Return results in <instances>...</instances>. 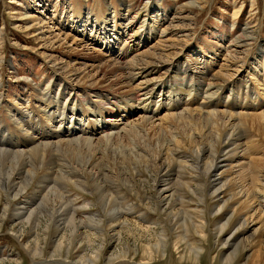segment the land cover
Segmentation results:
<instances>
[{
    "label": "rangeland",
    "instance_id": "rangeland-1",
    "mask_svg": "<svg viewBox=\"0 0 264 264\" xmlns=\"http://www.w3.org/2000/svg\"><path fill=\"white\" fill-rule=\"evenodd\" d=\"M75 6L83 7L87 11H97L100 8L103 13L107 12L109 6L110 17H114L112 20L117 21L108 31L109 34L104 35L107 38L106 41L103 40L102 35L97 36L99 33L95 29L90 28L93 21H96L95 18H87L88 15L84 12L78 21L85 35H75L76 30L73 28L76 27L72 25L73 21L71 22V18L77 16L74 12ZM101 15L103 14L97 17ZM177 15L178 19L189 15V18L181 22L182 25L190 27L191 33L188 46L179 54V60L182 63H188L195 70L204 69V75L201 78L204 80H202V92L193 96L198 92L195 87L197 84H193L189 81L190 79L178 82L176 77L172 83H169L173 76H178L180 79L184 77L185 74L181 72L185 69H182L183 66L179 71L163 69L156 73L152 72L153 74L150 73L148 76L152 80L149 82L152 87L148 88L147 93L153 97V101L158 103L157 106H162L159 108V114L153 117L154 123H147V127L144 126L142 130L138 129L139 135L127 137L121 134L122 138L121 135L115 136L114 143L108 144L107 147L101 145L102 151L93 152L96 155L98 166L107 170L103 171L105 174L108 172L107 180L110 191L107 192L112 193L113 196L116 194L114 196L116 199L119 197L118 201L121 200L119 205L134 211L129 214L121 210L120 218L114 219L110 216L113 199L109 195L105 194L103 198L97 199L89 189L68 183L65 185L66 191L62 188L60 190H64L65 198L72 200L79 210L76 214L77 218L72 220L66 230L56 232L51 214L58 209L56 204L59 198L54 195L48 197L45 205L49 211L40 216L36 222L39 225L37 228L34 225L33 228L27 221L20 224L4 221L8 216L5 212L8 200L3 194L0 198V224L2 226L0 228V264H33V259L47 261L54 258L51 255L58 250L64 256L55 257V260L58 258L77 260L82 257L86 262L94 260L95 264H264V230L262 228L260 233L256 230L259 225L263 224L264 218L255 214L254 217L248 219V227L241 226L240 217L248 212V203L245 197L238 193V190L244 187L245 182L251 177L248 168L250 160L256 157L264 158V135L248 125L247 130L245 129L247 133L245 139L248 141L245 153L247 157L240 158L242 163H233L232 167L228 166L229 161L220 163L217 169L212 170L209 175L194 181L196 177L188 168L191 165L186 161L179 162L178 157L184 152L183 156L197 154L199 148L203 147L202 145L210 144L212 141L195 139L200 127L195 125V122L191 123L189 119L173 125L168 121L156 120L173 111L195 109L199 103H206L210 100L220 102L215 110L235 113H257L264 110V0H0V116H2L0 129L1 127L7 128L12 122L11 119L16 122L29 121L36 110L41 108L40 113L37 112L34 115V121L38 122L32 125L27 122L30 126V133L34 131L36 125L38 127L45 125L47 131L63 132L62 136L54 137L52 140L47 136H42L47 138L46 140L53 141L71 137L74 134L68 131L71 126L68 120L59 122L61 120L59 117L56 120L48 119L42 115L45 112H42V109L47 106L39 102L44 100L40 95L42 88L50 95L51 91L46 89L49 84L53 85L57 82L63 86L67 82L74 83V79L65 71L66 67L62 68L61 62L75 63L77 61L97 64L104 61V56L101 54H112L122 59L123 62H127L134 57L135 53H132L134 50L137 54L150 49L157 40L162 38L165 27ZM35 16L41 17L39 20L47 21L50 27H58L57 32L64 36L70 33L71 37L82 39L83 43L92 50L86 56L68 54L59 48L50 50L52 46L47 47L49 45L37 36L42 27L40 26L41 21H35L32 18ZM96 24L98 25L97 22ZM131 24L133 26L128 30ZM152 24L157 32L154 33L156 38L151 39V35L149 40L147 35L144 40L140 38L141 35L136 34L138 29H149ZM118 27L121 28L118 29ZM126 30H128L127 33ZM167 36L168 34L164 37ZM244 36L249 38L240 39ZM139 42H141L140 49H133V45ZM239 50L242 52L238 53ZM232 54L242 55L241 60H246L243 73H235L227 79L217 78L216 73L222 70V66L228 62ZM248 61L257 67L258 71L255 75L253 71V75L248 76L251 71L250 66L247 68ZM236 68V65L232 67V69ZM103 73L104 71L102 75ZM196 79L194 78L195 82ZM162 80H165L161 82L163 85L159 84ZM184 86L188 88L192 86L190 96H188V89L185 92L182 90ZM58 87L60 88L59 85ZM109 88H99L98 93L94 91L95 94L90 89L82 91L75 87L72 90L79 96L85 92H89L91 96L92 102L89 103L90 105L86 104L85 107L90 108L92 114L88 112L86 116H74L84 118L81 119V122L85 123L82 128L86 127L89 121L96 122V119L102 118V115L98 114L99 109L107 119L113 115H117V118H124L117 123L113 122L118 126L117 130L121 129L126 122L143 116V113L131 114V110L127 111L126 106L129 108V103L139 104L136 100L125 101L116 106L114 96L120 91ZM179 89L185 95H181L182 92L179 94ZM208 93L211 95L213 93V95L209 96ZM98 94L101 95L98 96ZM124 94L131 97L129 93ZM125 95L121 96L126 98ZM171 97L181 98V105L177 109ZM196 98L198 100L192 104L191 101ZM247 101L250 103L246 104ZM100 103H106L103 105L104 110L100 108ZM120 106L126 111L119 110ZM32 108L35 112L31 111ZM52 108L54 107L46 110ZM21 113L28 116L22 118ZM69 117H72L70 113ZM39 120H44L45 124L43 125ZM116 125L112 127H117ZM105 128L106 126H99L98 130L89 129L90 133L88 130L86 132L82 130L76 135L80 137L92 135L94 139H99L107 132ZM172 140L179 141H176L174 145ZM166 141L169 142L170 149L164 147ZM96 147L98 148V145ZM150 147L151 149H148ZM175 147L182 150L173 155L172 151H175ZM212 147L220 150L218 144ZM17 148L22 149L24 146ZM211 160L210 156L201 160L205 169L210 166ZM254 163L259 164L264 171V159H255ZM76 168L84 178H91L92 175L88 173V169ZM166 168L175 170L179 168L183 173L182 180L188 183L178 186L176 194L166 200L165 205L158 207L160 189L164 187L158 184V180L161 174L167 171ZM41 176L42 174L38 175L22 197L18 196L14 200L12 214H16L23 199L35 195L33 191L37 182L42 178ZM258 177L255 176V178ZM216 178L217 181L214 183ZM260 179L264 178L260 177ZM212 183H218L216 186L222 187V190L215 196L213 195L214 188H211ZM260 188L264 190V187L260 186ZM244 189L246 194H250L248 188ZM263 194L264 192L259 195V202L263 203L260 207L262 212H264ZM88 216H94L93 221H86L83 223L85 227H80V221ZM227 222L224 232H220V226ZM228 240L234 245L229 246L226 243ZM27 247L31 250L30 252L26 250ZM35 249L40 251L39 257H33ZM228 257H231V260H226ZM53 263L58 264L56 262L51 264Z\"/></svg>",
    "mask_w": 264,
    "mask_h": 264
},
{
    "label": "bare ground",
    "instance_id": "bare-ground-1",
    "mask_svg": "<svg viewBox=\"0 0 264 264\" xmlns=\"http://www.w3.org/2000/svg\"><path fill=\"white\" fill-rule=\"evenodd\" d=\"M192 5L194 4L192 3ZM85 10L83 7L75 6L74 12L75 15L77 16L71 18V22L73 21L72 25H75L76 27L73 28L76 30L75 35L76 34H78L79 36H82V34L85 35V33H82L81 31L82 29L78 21L80 15H82V13L84 12L85 14L88 15L87 18L90 17L95 18L96 21H93V25L90 26V28L92 30L95 29L96 32L99 33L97 36L101 37L102 35L103 40L106 41L107 38L104 35L108 33V31L112 28V26L115 25V22L117 21L116 19L112 20L114 18L113 16H112L113 18L110 17L111 10L109 6L106 13H103L100 8L97 9V11L88 9L89 11L86 10L85 12ZM101 13L103 15H101V17H97ZM32 18L35 21H41L40 26L42 28L37 36H39L38 38L44 40L45 44L49 45L47 47L52 46L50 47L52 48L50 50L59 48L60 50H63L68 54H79V55L82 54V56L88 55L89 51L92 50L87 44L83 43L82 39L73 36L71 37L70 33H68L69 35L67 34L65 36L58 33L57 32L58 27L57 28L50 27V25L47 24L48 23L47 21L39 20V18L41 17L35 16ZM76 18L77 20H75ZM179 18L180 19H178V15H177L175 16V19L173 18L171 20L170 24L165 27L164 35L163 34L161 35L162 38L159 39L157 37L159 40H157V42H155L150 49H146L142 52H138L137 54H136L137 51L134 50L132 52L135 53L134 57L127 62H123L122 59L118 57H114V55L112 54L109 55L101 54L104 56V61L99 62L97 64L94 63L90 64L87 62L80 63L77 61L75 63H67L64 61L61 62V64H63L62 68L65 69L66 67L65 71L72 77V79H74L73 80L74 83L67 82L69 86L67 84L62 86L57 82L54 83L53 85L49 84L46 87V89L48 91L49 90L51 91L50 95L48 94L47 91L43 90L44 88H42L40 90V95L42 98H44V100L41 98L43 101H39V102H42L43 105H45V107L47 106L45 109H42L43 110L42 112L45 111L42 115L46 116L48 119L56 120L59 117L61 118L59 122H64L65 120H68V122L71 125L68 131L70 134H74L71 137L66 139L60 138L58 140L50 141L54 137L62 136L63 132L59 133L56 131L55 132L47 131L46 130L47 127H45L44 125L45 123L43 122L45 119L41 121L39 120L44 125V127H42V125L41 127L40 126L38 127V125H36L34 131L30 133L29 125L38 122V121H34V115L37 114V112H39L41 108L40 110H36V113L33 115V117L30 118L29 121H27L29 125H27V122H25L24 120H21L20 122H16L14 121V119H11L12 122L8 124L7 128L1 127L0 129V198L4 194L8 200V203L5 207L6 216L7 215L8 216L4 220L5 222L11 221L13 224L15 223L20 224L27 221L28 223L31 224V226H33V228L34 225L37 228L39 224H37L36 222L39 220L40 216L49 211V209H47V205H45L46 201L48 200V197L54 195L60 200L56 204L58 209L51 214L53 215L51 216V220L55 225L56 232L58 231L62 232L63 230H66V228L69 227V224L72 222V220L77 218L76 214L79 210L78 207L73 204L74 202L72 200H68L65 198L64 190L66 191L65 185L68 183L79 186V188L89 189L90 193L93 194V196H95L97 199L103 198L105 194L109 195L110 198L113 199V205L110 208L111 209L110 216H112L114 219L120 218L121 214L119 212L121 210L126 211L129 214L130 212L134 211L133 209H127L125 208V206L119 205L121 204L120 202L121 200L118 201L119 197L116 199L114 197L116 196V194H114L113 196L112 193L107 192L110 191L109 190L110 185L107 180L108 172L105 174L103 171H107V170L98 166L96 161L97 160L96 155L93 152H99L100 150L102 151V149L100 148L101 145L102 147L103 146L107 147L108 144L114 143L113 139L115 138V136L119 137V135L121 134L127 137H132L135 134L139 135L138 129L142 130L143 128L147 127L146 126L147 123H154L153 117L159 114L160 111L159 108L162 106L160 105L157 106L158 103H156V101H153L152 99L153 97L148 95L147 93L149 90L148 88L151 86L149 82L150 81L152 82L151 78H149L148 76L150 73L152 72L156 73L163 69L167 71H172V70L179 71V69L183 66L182 69L184 68L185 69L181 72L185 74L184 77L182 76L183 78L180 79L178 76H173L171 81H169V83L170 82L172 83L173 79L176 77L178 78V82H183L184 80L190 79L189 81H192L193 84L194 83L197 84L195 85V87H196V91L198 90V92L193 94V96L195 97L199 95L200 92H202L201 88L204 80L202 79L203 80L202 81L201 78L204 75L203 73L204 69L199 68L198 70H195V68L189 66L188 63H182L181 60H179L180 59L179 54L183 52V50L188 46L187 44L189 42V37L191 35L190 27L186 25L185 26L182 25L181 22L183 19L186 20L187 18H189V15H185ZM96 22L98 23V25L96 24ZM132 26L133 25L131 24L127 29L130 30ZM154 27L152 24V26H150L149 29H143V30L138 29L136 34L141 35L140 38H144V40L147 38L146 37L147 35H148V39L150 38L151 35H152L151 39L156 38L154 33L157 32L155 31ZM119 28L121 27H118V29ZM128 30H126V33L128 32ZM166 34H168L167 36L168 38L164 37ZM247 36H244V38H240V39H248L249 37ZM140 44L141 42L134 44L133 49L136 48L140 49L139 48ZM195 49L197 50L196 46ZM241 52H242L241 50L238 51V53ZM96 57H99V55H96ZM242 57L243 56L242 55L240 56L239 54L230 55V58H228V62L222 66L223 68L221 71L217 73L215 72L216 73L215 76L217 78L227 79L228 77L235 75V73L241 74L246 62V60L244 61L241 60ZM209 64H207L208 68H209L208 66ZM235 65L237 68L232 69V67H234ZM253 65L250 62L247 64V68H249L250 66L251 69L250 72L248 69V72L250 73V74L248 73V76L251 74L253 75V71H254V75L255 72L258 71L257 67ZM102 71H104L103 75H102ZM194 78L195 79L198 78L196 79V82L194 81ZM244 80L245 79L243 78V81ZM164 81L165 80L160 81L159 84L161 82L163 83ZM58 85L60 86V88L58 87ZM75 87H78L82 91L85 89H90V91L92 90L93 92L94 91L97 92L99 88H108V87H110L109 89L119 90L120 91L119 94L117 95L116 93V96H114L116 106H119V103H123L125 101L130 102V100H136V102L138 101L139 104L136 105L134 104V102L131 104L129 103L128 104L130 105L129 108L128 106H126L127 111L131 110L132 112L131 114L137 112L143 113V116L128 121L129 123L126 122V124L123 127H121V129L117 130L118 126L113 122L117 123V121H120L124 118L122 119L117 118L116 117L117 115H113L111 116L112 118L110 117L107 119L103 116V112H101L100 109L98 110V108L96 107L98 110V114L102 115L101 116L102 118L96 119V122L89 121L86 127L82 128L83 127L82 125H84L85 123L81 122V119L83 120L84 118L80 119L74 116L88 115V112L90 113V111L92 110H90V108H86L85 106L86 104L88 105L92 101H91V96L88 94L89 92L88 93L85 92V94H83L82 96H79L78 94L72 92V90H74ZM191 87L188 88L187 86H184L182 90L185 92V90L188 89L189 90L188 96H190L191 95L190 90L193 89ZM179 91H180L179 94H181L182 91L180 89ZM124 93H129L131 97L125 95ZM100 95L101 94H98V96ZM121 95H125L126 98H123ZM181 95H185V93ZM212 95L210 94L209 96ZM171 98H172L171 101L175 102V108L177 109L178 106L181 105V98L180 97H178L177 99L175 97H171ZM197 100H198L197 98L193 99V101H191L193 102L192 104H194ZM151 103H153V105H151ZM187 103L189 104L190 102ZM219 103L220 102L210 100L206 103H199L198 107H196L195 109H187V110H182L180 112L173 111L170 113H166L160 118L156 119V120H160L161 122L168 121L171 125L175 123L176 124L182 123L183 121L189 119L190 121H192L191 123L195 122V125L199 126L201 129V130L199 129V132L195 135L194 137L195 139H200L202 141H207L210 139L212 141L213 144L210 143V144L202 145L203 147L199 148L197 154L183 156V154L185 153L184 152L182 156H180L183 157V159H179L180 157H178L179 162L186 161L189 163V165H191V167L188 168L193 171V176L196 177L195 179H193L194 181L201 179L202 176L204 177L205 175L206 176L209 175V173L212 170L217 169L220 163L223 164V162L229 161L227 163L229 167H232L233 163L236 164L242 163L240 161L241 160L240 158L247 157L245 153L247 152L246 145L248 144V141L245 139V136L247 134L245 133V129L249 127L248 125H251L252 128H255L260 134L264 135V110L257 113L255 112L235 113V112H228L226 110H218V109L215 110V108L218 106ZM249 103L250 102L247 101L246 104ZM104 104L106 103H100L101 106L100 108H102L103 110H104V106H103ZM147 105L149 106L147 107ZM51 107L54 108L46 110L47 108H51ZM93 109L95 110V108ZM118 109L124 112L126 111L122 106L118 107ZM204 110L206 111L204 112ZM31 111L35 112L34 109ZM69 113L72 115L71 118L69 117ZM148 114H152V115L149 116ZM21 115L22 118L23 116L24 117L28 116V115H24L23 113H21ZM1 119L2 116H0V120ZM25 125H27L26 128ZM114 125H116L117 127H112ZM99 126L102 127L106 126L105 130L107 131L105 135H103L99 139L98 138L94 139L93 137H91L92 135H89V137H80V135H76L78 134L79 131L82 130L85 132L86 130L89 131V129L98 130ZM38 132L40 137L37 134ZM33 134L34 136H32ZM29 135H31L30 138ZM122 135L121 138L123 137ZM42 136H47V138H50V140H46L47 138H43ZM176 141L179 140H174L172 144L175 145V143H177ZM168 143L167 141L165 142L164 144L165 148L167 147L169 148ZM217 144L219 145L220 150L213 149L212 146ZM97 145L98 148L96 147ZM21 146H24V148L22 149L17 148ZM73 147L74 149L72 150ZM148 149H151V147ZM174 150L175 151H172L173 155L177 154L182 149L179 147H175ZM144 151L145 150H143V152ZM208 156L212 157L211 160L212 163H210V166L207 169H205V166L201 163V160ZM255 159H264V158L256 157L250 160L248 168L250 169L249 176L251 177L250 178L247 177L249 178V180L245 182L246 183L245 186L238 190L240 196L245 197V200L248 203L247 206L248 212L244 213L240 217V219H242L241 226H245L244 228L249 226L248 219L250 217H254L255 214H257L260 218H264V212H262L260 208L263 205V203H261V201L259 202V195L264 192V190L260 188V186L264 187V179H260V177L264 178L263 177L264 171L259 166V164L256 163L253 164V161ZM177 166L180 167L179 165ZM76 167L88 169L89 170L88 173L92 175L91 178L90 179L84 178V176L80 174L81 172L78 171ZM248 168L246 169L248 170ZM166 170L167 171L163 172L160 176V179L158 180V184L164 185V187L160 189L161 195L158 196V198H160V201L157 203L158 207H160L161 205H165V201L171 199L173 194H176L177 192L176 188L178 186L183 184L186 185L188 183L182 180L181 175L183 173L181 172V170H179V168L178 170H175L174 168L173 169L166 168ZM39 174H42L41 176L42 178L41 177H40L41 179L39 178L40 180L37 182L36 188L33 191L35 195L23 199L22 204H20V206H18L17 208L18 210L16 214L15 213L12 214V210L14 208L13 205L14 200L18 196L22 197L24 193L28 191L29 187L32 186V184L34 183L35 179H37ZM255 176H259V177L255 178ZM102 180L104 182H102ZM216 181L217 178L214 180V183ZM175 182L177 183L174 185ZM214 183H212L211 188H214L213 195L215 196V194H217L220 190H222V187L221 186L217 187L216 184L218 183L216 184ZM245 187L248 188L250 194L245 193L244 191ZM60 188L64 190L61 191L62 189L60 190ZM169 192L171 193L168 195L167 193ZM30 198L33 199L31 200ZM251 212L253 213L251 214ZM166 216L169 217V214L166 213ZM93 219L94 216L85 217V219H82L80 221V227H85L83 223L86 221H93ZM228 222L220 226V232H224L225 226L228 224ZM262 222L263 224L259 225V227L256 229L258 230L259 233L262 230V228L264 230V221ZM1 227L2 226L0 224V228ZM226 243H228L229 246L234 245L233 242H229V240ZM26 250H29V248L27 247ZM30 251L31 250H29V252ZM67 254L69 255V253ZM39 255H41L40 251H38V249H35V251L33 252V257H39ZM51 256L55 258L64 255L62 254V252H59L58 250V251H54V253ZM54 258L47 261L45 260L37 261L33 259L34 262L32 263L39 264L41 262L42 263L49 262L47 264H51L52 262H56L58 264H95L94 260H90L86 262L84 259H82V257L81 259L79 258L77 260L68 259L67 257L65 258H67L68 260H64L63 258L62 259L58 258V260H55ZM226 260H231V257H228Z\"/></svg>",
    "mask_w": 264,
    "mask_h": 264
}]
</instances>
